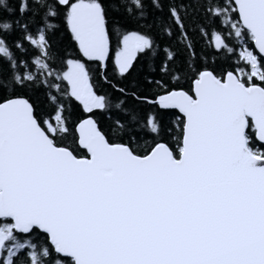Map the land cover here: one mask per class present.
Here are the masks:
<instances>
[{
    "label": "snow or ice",
    "instance_id": "6c2138e0",
    "mask_svg": "<svg viewBox=\"0 0 264 264\" xmlns=\"http://www.w3.org/2000/svg\"><path fill=\"white\" fill-rule=\"evenodd\" d=\"M0 264H264V0H0Z\"/></svg>",
    "mask_w": 264,
    "mask_h": 264
}]
</instances>
